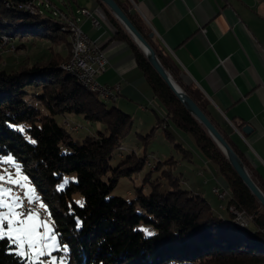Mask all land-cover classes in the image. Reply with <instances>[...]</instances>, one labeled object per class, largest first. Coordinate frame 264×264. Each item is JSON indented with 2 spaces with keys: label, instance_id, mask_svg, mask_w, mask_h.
<instances>
[{
  "label": "trees",
  "instance_id": "1",
  "mask_svg": "<svg viewBox=\"0 0 264 264\" xmlns=\"http://www.w3.org/2000/svg\"><path fill=\"white\" fill-rule=\"evenodd\" d=\"M23 1L0 0V43L3 38H8V46H15V52L25 46L22 42L25 37L50 40L69 47V53L56 57L51 51L45 59L43 56L34 62L25 59L9 72L4 70V65L0 66V160L11 156L36 187L61 246L68 247L67 253L55 255L64 256L65 264H264V209L259 210L258 201L237 177L202 125L185 110L137 46L117 26L115 38L129 45L152 99L163 111L162 116L154 111L157 116L155 126L145 137L136 136L140 139L139 144L146 150L153 130L161 129L164 138L181 157L177 160L170 157L154 166V169L160 165L168 168L162 175L168 186L167 192H161L159 184L151 183L149 194L140 191L142 185L134 187L133 198L128 201L112 195L120 179H131L145 165V156L132 161L133 155L125 157L114 168L109 164L132 131L133 119L117 107H106L100 97L89 92L75 75L63 71L62 66L71 54L70 32L65 24L75 17L80 6L72 9L67 0L68 10L63 11L51 0L60 12L53 15L51 11L31 12L24 4L17 3ZM115 1L153 48L163 67L249 171L230 137L232 129L225 122H219L196 88L183 83L174 66L152 44L140 21L118 0ZM67 113L82 116L89 123H98L103 126V131L86 136L82 141L74 140L54 119ZM163 122L165 126L161 128ZM70 127L73 130L81 128L78 125ZM169 127L192 137L195 146L215 166L216 173L228 188L227 207L233 206L251 215L253 231L237 233L232 228L233 217L227 209L217 214L207 200L180 188L179 177L172 173L176 164L188 160L186 156L190 157L192 151L175 142ZM21 128L23 132L18 131ZM251 178L264 193L253 175ZM66 179L69 183L64 190L57 191ZM78 202H83V207ZM17 261L18 258L0 244V264H17Z\"/></svg>",
  "mask_w": 264,
  "mask_h": 264
},
{
  "label": "crops",
  "instance_id": "2",
  "mask_svg": "<svg viewBox=\"0 0 264 264\" xmlns=\"http://www.w3.org/2000/svg\"><path fill=\"white\" fill-rule=\"evenodd\" d=\"M118 1L140 21L152 44L174 66L183 83L196 88L219 122L232 129L230 137L249 175L264 189V0ZM80 8L91 14L80 16V29L108 60L97 81L118 85L116 99L111 102L124 113L130 111L134 123L140 114L154 126L155 118L150 119L149 110L160 111L153 110L158 103L152 99L129 45L115 38L116 26L130 36L98 0H88ZM92 17L98 21L97 27L91 26ZM245 125L252 129L248 134L241 132ZM207 174L208 180L201 184H211L217 202L214 210L222 213L213 190H226V202L229 190L215 169L208 168ZM196 176L201 180L200 175Z\"/></svg>",
  "mask_w": 264,
  "mask_h": 264
},
{
  "label": "rangeland",
  "instance_id": "3",
  "mask_svg": "<svg viewBox=\"0 0 264 264\" xmlns=\"http://www.w3.org/2000/svg\"><path fill=\"white\" fill-rule=\"evenodd\" d=\"M55 6L63 11H67L68 9V4L67 0H52ZM77 3H75L73 0H70V6L72 9H75L77 5L83 6L86 5L88 0H76ZM41 19L38 20L40 22ZM31 39V40H30ZM23 44L25 45L23 48L15 51V52H10L7 51L8 47L4 46V48H1L0 51V66L4 65V70L7 72L14 70L16 68V65L21 63V61L27 59L30 60L31 62H34L39 59L41 56H46L52 54L56 57H64L68 56L69 53V47L65 48L60 44L54 43L53 41L50 40H43V39H34V38H26L23 39ZM69 42H71V39L69 37ZM3 47V46H2ZM15 47V46H13ZM5 52V53H4ZM70 52H71V43H70ZM71 57V55H70ZM42 58V57H41ZM47 57H44V59ZM44 63V62H43ZM63 63V62H62ZM61 63V65H62ZM64 71V70H63ZM66 72V71H64ZM170 74V73H169ZM171 75V74H170ZM172 76V75H171ZM114 88H119L118 85L113 86ZM192 87V86H191ZM105 105L106 107H116L117 105L115 103H112L111 100H105L99 98ZM115 99H113L114 101ZM118 107V106H117ZM159 105L157 104V109L153 110H158ZM149 115L150 119L153 117L155 118L156 122V113L154 111L149 110ZM124 112V111H123ZM125 112V114L130 115V111ZM154 112V113H153ZM158 115L162 116L163 111L160 108V111H156ZM137 120L135 123H133V128L130 134L124 139L122 142L121 147L118 149V152L112 157L110 160L109 164L112 168L116 167L119 165L123 159L127 156H132V161L137 160V158L144 157V167L143 169L138 173L132 176L131 179H120L117 183L116 188L114 189L112 195L122 197L125 200H131L133 198L132 191L134 190V187L141 186L140 191L144 193V195L149 194L150 191V185L151 183H157L160 186V191L161 192H167V184L164 178H162L163 172H167L168 168L166 165H160L158 169H154V166L156 163L160 162L163 163L164 161L168 160L170 157H174L173 160L180 159L181 154L177 152L174 148L173 145L170 144L165 138L164 134L161 131V129H155L153 130V135L151 139V143L149 146H147L146 150H143V148L140 146V139L137 138V135L145 137L146 134H148L153 125L147 124V121L141 117L140 114L136 115ZM153 118V120H154ZM54 119L56 122L63 126L66 130L69 136H71L74 140L77 141H82L86 136H93L96 134L97 131H103V126L98 124V123H89L87 122L82 116H77L71 113H67L63 116H55ZM66 122H68L71 126L78 125L81 128L78 130H73L71 129L70 125H67ZM162 126H165L164 122L161 124ZM169 131L174 135L175 137V142L182 144L186 149L189 150V144L192 145V155L186 156L188 160H180L176 164V168L173 171L172 175L179 177V184L180 188L183 190H188L191 191L192 194L195 196H198L199 194L197 192H200V198L207 200L210 202L211 207L216 208L215 205L217 204L216 202V197L211 193V184L208 185H203L208 179L206 178L205 175H208V168L214 171L215 166L209 162L198 150V148L195 146L193 143V139L189 134L183 133L179 130H174L171 127H169ZM8 157H5L6 159ZM15 162V161H14ZM15 165L17 166V163L15 162ZM194 168L192 169V166ZM175 167V166H174ZM11 172L15 173V167L7 165V164H1L0 165V175L5 174V172ZM21 171V170H20ZM148 175V179H145V175ZM21 174L23 176H28L21 171ZM169 175V174H167ZM196 175H200L198 180ZM221 179V178H220ZM173 181V178H172ZM203 182V184H201ZM27 183L35 190V196L36 198L40 201V195L37 194L36 187L34 184L30 181L28 178ZM63 183V182H62ZM187 186H192L189 189H186ZM214 190H218L219 192H224L226 193V196L228 195V192L221 191L220 188L215 187ZM213 190V191H214ZM228 196L225 198H220L218 199L219 201V208L223 211H225V208L227 205L224 203V201H227ZM227 203V202H226ZM38 205V204H37ZM259 210L262 211L261 206H259ZM229 210V209H228ZM230 211V210H229ZM215 212V211H214ZM217 214H221L218 211H216ZM215 212V213H216ZM229 213V212H228ZM231 214V213H230ZM49 216V214H46ZM222 217V216H221ZM237 227H232L233 229H236L235 231L240 233L241 231H253L255 229L254 222H253V217L249 215L248 213L243 214V218L241 221H236ZM241 230V231H240ZM58 239V238H57ZM64 258V256H61Z\"/></svg>",
  "mask_w": 264,
  "mask_h": 264
},
{
  "label": "snow or ice",
  "instance_id": "4",
  "mask_svg": "<svg viewBox=\"0 0 264 264\" xmlns=\"http://www.w3.org/2000/svg\"><path fill=\"white\" fill-rule=\"evenodd\" d=\"M18 131L23 132V129ZM0 163L15 167L14 174L6 171L0 175V244L18 258L17 264H65L64 258L55 254L67 253L68 247L61 246L57 239V233L49 223L50 214L47 220L42 219L41 213L33 207L26 208L25 202L30 206L38 204L45 213L47 207L36 198L35 190L27 183L28 178L21 174L11 156ZM68 183L64 180L57 191H63ZM13 188H20L22 195L14 194ZM78 203L83 207V202Z\"/></svg>",
  "mask_w": 264,
  "mask_h": 264
},
{
  "label": "water",
  "instance_id": "5",
  "mask_svg": "<svg viewBox=\"0 0 264 264\" xmlns=\"http://www.w3.org/2000/svg\"><path fill=\"white\" fill-rule=\"evenodd\" d=\"M117 19L121 24L123 29L128 33L130 38L134 41L135 45L165 83L168 89L173 93L180 104L185 108V110L205 129L206 133L219 149L227 163L233 169L237 177L241 180L248 191L253 195V197L258 201L260 206L264 209V193L258 188L254 183L251 176L249 175L246 167L240 158L236 155L230 145L222 137L219 131L213 126L206 115L201 111V109L196 105V103L188 96L185 90L175 81V79L169 74V72L160 63L155 51L146 41V39L139 33V31L130 22L128 17L124 14L121 8L118 6L115 0H99ZM251 127L245 125L241 128V132L248 134L251 131ZM232 215V214H231ZM233 217V215H232ZM232 225L237 227L238 225L232 221Z\"/></svg>",
  "mask_w": 264,
  "mask_h": 264
},
{
  "label": "built area",
  "instance_id": "6",
  "mask_svg": "<svg viewBox=\"0 0 264 264\" xmlns=\"http://www.w3.org/2000/svg\"><path fill=\"white\" fill-rule=\"evenodd\" d=\"M18 4H24L26 7L35 8L36 10L49 13L55 15H59L60 12L54 7L51 3V0H24L23 2H17ZM90 12L87 9L80 8L76 11L75 17L71 20H67L66 24L68 27H72L73 34H75V40L77 43V52H76V62L74 63H67L72 65L76 71H79L82 75L88 78L94 79L95 83L98 85L104 86L105 92L107 96L116 99V94L119 88H114L113 86H108L101 84L97 81V76L104 72L108 65V60L104 54V52L96 46L80 29V16H90ZM91 26L97 27L98 21L91 18ZM9 42L0 43V51L2 46H8ZM10 52H14V47L10 45ZM11 187V186H9ZM13 193L16 195H22L20 188H13ZM215 195L218 199L224 198L226 193L219 192L218 190H214ZM25 207H33L36 212L41 213V218L44 219L45 212L38 207L37 205H28L25 202ZM223 209H229L228 211L233 215L236 221H241L243 218L244 212L238 211L235 207H225ZM237 224V223H236Z\"/></svg>",
  "mask_w": 264,
  "mask_h": 264
},
{
  "label": "bare ground",
  "instance_id": "7",
  "mask_svg": "<svg viewBox=\"0 0 264 264\" xmlns=\"http://www.w3.org/2000/svg\"><path fill=\"white\" fill-rule=\"evenodd\" d=\"M6 5H7V3H6ZM24 7L31 12L37 11L35 8H30V7H26V6H24ZM53 15H55V14H53ZM68 30L70 32V39H71V42H70L71 43V52H70L71 57L69 55V57H70L69 60L63 64V66H62L63 70L71 73L72 75H75L78 78V80L80 81V83L89 90V92L94 93L97 96H99L100 98H103L106 100L113 99V98L107 96L105 89H104V86L96 84L94 79L85 77L79 71H76L72 65L67 64V63L76 62V52H77V43L75 40V34H73V29H72V27H69ZM5 42H9L8 38H6V37L3 38L2 43H5ZM6 47H8L7 51H10V46H6ZM233 219L235 222V218H233Z\"/></svg>",
  "mask_w": 264,
  "mask_h": 264
}]
</instances>
